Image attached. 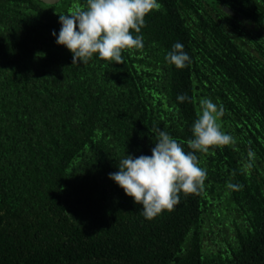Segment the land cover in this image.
I'll use <instances>...</instances> for the list:
<instances>
[{
	"label": "trees",
	"instance_id": "16d2710c",
	"mask_svg": "<svg viewBox=\"0 0 264 264\" xmlns=\"http://www.w3.org/2000/svg\"><path fill=\"white\" fill-rule=\"evenodd\" d=\"M77 2L0 0V264H264V0H158L124 64L56 43ZM204 98L236 144L196 152L203 191L146 219L109 173L151 155L153 126L191 151Z\"/></svg>",
	"mask_w": 264,
	"mask_h": 264
},
{
	"label": "clouds",
	"instance_id": "9594fccd",
	"mask_svg": "<svg viewBox=\"0 0 264 264\" xmlns=\"http://www.w3.org/2000/svg\"><path fill=\"white\" fill-rule=\"evenodd\" d=\"M162 7L158 0L77 2L69 12L59 15V33L57 35L53 31L52 35L56 36L58 45L65 46L72 53V64L87 63L94 54L102 60L124 64L123 51L142 50L144 47L141 29L145 26L146 15ZM165 58L178 69L191 63V58L179 42L172 46ZM177 100L184 102L190 98L180 94ZM199 105L191 128L192 138L187 140L191 151L186 152L183 145L168 132L153 126L156 142L151 155L133 157L125 154L118 161L119 170L109 173V178L142 206L146 219H154L165 210L173 211L180 202L181 192L188 195L203 191L207 171L200 166L196 152L208 153L210 148L236 144L231 134L222 131L220 119L225 114L223 105L209 98L201 99ZM255 158V152L249 148L241 171L250 174ZM227 187L240 190L243 186L228 182Z\"/></svg>",
	"mask_w": 264,
	"mask_h": 264
},
{
	"label": "water",
	"instance_id": "95a60500",
	"mask_svg": "<svg viewBox=\"0 0 264 264\" xmlns=\"http://www.w3.org/2000/svg\"><path fill=\"white\" fill-rule=\"evenodd\" d=\"M42 2H45V3H49V4H55L57 3L59 0H40ZM225 11H228L227 8H224Z\"/></svg>",
	"mask_w": 264,
	"mask_h": 264
}]
</instances>
